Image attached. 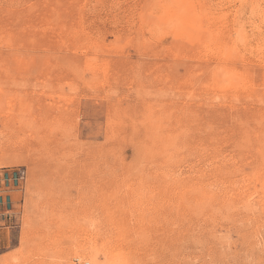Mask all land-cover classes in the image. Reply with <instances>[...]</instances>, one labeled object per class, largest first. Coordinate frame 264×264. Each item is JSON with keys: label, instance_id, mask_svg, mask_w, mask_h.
<instances>
[{"label": "rangeland", "instance_id": "1", "mask_svg": "<svg viewBox=\"0 0 264 264\" xmlns=\"http://www.w3.org/2000/svg\"><path fill=\"white\" fill-rule=\"evenodd\" d=\"M229 1L0 0V264H264V0Z\"/></svg>", "mask_w": 264, "mask_h": 264}, {"label": "built area", "instance_id": "2", "mask_svg": "<svg viewBox=\"0 0 264 264\" xmlns=\"http://www.w3.org/2000/svg\"><path fill=\"white\" fill-rule=\"evenodd\" d=\"M26 180L22 169L0 171V222L6 223L14 215V194L20 192Z\"/></svg>", "mask_w": 264, "mask_h": 264}, {"label": "bare ground", "instance_id": "3", "mask_svg": "<svg viewBox=\"0 0 264 264\" xmlns=\"http://www.w3.org/2000/svg\"><path fill=\"white\" fill-rule=\"evenodd\" d=\"M231 1V0H230ZM229 1V2H230ZM232 2V1H231ZM230 2V3H231ZM234 2V1H233ZM223 16V15H222ZM259 17H260V14H259ZM224 18H226L225 16H224ZM249 18V17H248ZM262 20L263 19H261V22H262ZM224 22H226V21H224ZM223 22V23H224ZM257 23V22H256ZM263 23V22H262ZM226 24V23H225ZM264 24V23H263ZM256 26V25H255ZM256 27H258V26H256ZM236 33V32H235ZM230 39H231V37H230ZM233 39V38H232ZM229 40V39H228ZM263 41V40H262ZM244 43H245V41H243V39H242V37H240V34L238 35H236V37L234 38V40H233V45L234 46H236V49H237V47H239V46H243L244 45ZM246 44V43H245ZM260 46V45H259ZM230 48V47H229ZM232 48V47H231ZM233 49V48H232ZM249 50V49H248ZM221 51V50H220ZM221 53V52H220ZM223 57H224V55H223ZM226 57H228L227 55H226Z\"/></svg>", "mask_w": 264, "mask_h": 264}]
</instances>
